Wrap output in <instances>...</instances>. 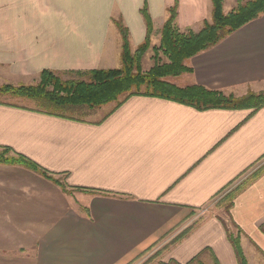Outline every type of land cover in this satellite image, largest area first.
<instances>
[{"label":"crops","instance_id":"1","mask_svg":"<svg viewBox=\"0 0 264 264\" xmlns=\"http://www.w3.org/2000/svg\"><path fill=\"white\" fill-rule=\"evenodd\" d=\"M175 1L179 30L210 21V0H0V85L43 69L117 68L113 19L135 49L145 36L144 2L158 37ZM186 65L192 72L174 79L178 86L236 96L264 90V13ZM111 108L78 120L0 101V152L27 157L69 188L0 163V264H186L205 248L219 264H237L216 213L201 209L264 158V108L199 111L132 96L102 119ZM230 214L248 263L247 249L253 264L256 254L264 260V174ZM211 254L200 259L212 264Z\"/></svg>","mask_w":264,"mask_h":264},{"label":"trees","instance_id":"2","mask_svg":"<svg viewBox=\"0 0 264 264\" xmlns=\"http://www.w3.org/2000/svg\"><path fill=\"white\" fill-rule=\"evenodd\" d=\"M211 1V19L204 21L198 31H180L177 23V2L167 8V17L160 28L157 45H153L154 64L148 70H142L141 59L150 47L153 34L152 18L147 3L140 8V14L145 24V36L134 50L129 41V30L120 18L113 19L121 38L120 60L117 68L93 69L82 71L89 77L79 80H60L54 71L43 69L40 71V81L33 85H0V94L11 97L26 98L34 102L35 111L70 119H84L71 115L72 112L88 110V114L97 109L112 104V108L103 116L104 119L116 108L132 96L157 97L180 104H184L203 111L208 109H252L255 112L264 108V91H248L241 96L225 93L222 90L209 89L199 84L178 86L171 82V77H178L192 72L186 61L198 53L214 46L241 26L258 18L264 13V0H237V5L224 13V0ZM160 54L165 61H160ZM81 73V72H80ZM251 112V113H252ZM10 149L2 147L0 163L19 164L33 170L41 176L52 180L66 193L69 188L53 174L27 157L10 153ZM264 174V163H258L253 169L243 171L235 179L221 189L207 204L215 201L214 206L224 213L225 217L217 214L227 239L232 246L237 264H249L241 245L243 230L233 221L230 210L235 198L255 180ZM210 252L203 249L188 263L205 264L200 256ZM212 264H219L211 254ZM167 264H179L170 260Z\"/></svg>","mask_w":264,"mask_h":264},{"label":"rangeland","instance_id":"3","mask_svg":"<svg viewBox=\"0 0 264 264\" xmlns=\"http://www.w3.org/2000/svg\"><path fill=\"white\" fill-rule=\"evenodd\" d=\"M246 1V0H244ZM211 2V1H210ZM237 5V0H224L223 1V11L224 13H227L229 12L232 8H234L235 6ZM181 31V30H180ZM159 37H160V31H159V35L158 37L154 36L152 34L151 36V41H150V47L148 48V50L144 53V55L142 56V59H141V68L142 70H148L153 64H154V58H153V50L151 49V47L153 45H157L158 42H159ZM134 50V49H132ZM165 57H163V55L160 54V61H165ZM120 63L121 61H119V66H120ZM56 75L59 76L60 80H63V81H66V80H79V79H84L86 80L88 77H89V74L88 73H83V72H72V71H65V72H60V73H57V72H54ZM177 77H171V82L175 85H178L174 82V79H176ZM185 80L186 77L182 78V80ZM40 81V73L36 76H34L32 79H29L21 84H24V85H33V84H36ZM7 84V83H5ZM10 84V83H9ZM19 85L20 83H16V85ZM14 85V84H13ZM248 91H252V90H248ZM247 91V92H248ZM264 91V90H262ZM255 92V91H253ZM259 92V91H257ZM0 101H7V102H14V103H17L19 105H23V106H29V107H32L34 108L35 107V104L33 101L29 100V99H26V98H17V97H11L7 94H0ZM113 103L112 104H106L100 108L97 109V112L94 114L96 116H99L100 114H102L103 112H105L106 110H108L110 107H112ZM88 110H85L84 112L83 111H77V112H72L70 113L71 115L75 116V117H79V118H84V119H93L90 114H88L89 112H87ZM99 112V115H97V113ZM6 155H10L9 153H7ZM261 163H264V158L261 160ZM215 204V201L211 204H209L206 208V213L207 214H211V213H219L221 214L222 216H224V213L222 212L221 209L219 208H216L214 206ZM245 253V252H244ZM254 253V252H253ZM259 253V252H258ZM247 254L248 256L250 257L249 259V262L253 264V257H251V251L250 249H247ZM246 256V254H245ZM247 258V257H246ZM256 262H261L262 264H264V260L261 256V254H256L255 258H254V264H256ZM193 264H197L196 262H194Z\"/></svg>","mask_w":264,"mask_h":264},{"label":"built area","instance_id":"4","mask_svg":"<svg viewBox=\"0 0 264 264\" xmlns=\"http://www.w3.org/2000/svg\"><path fill=\"white\" fill-rule=\"evenodd\" d=\"M201 211H202V212H206L207 210H206L205 207H203V208L201 209Z\"/></svg>","mask_w":264,"mask_h":264}]
</instances>
